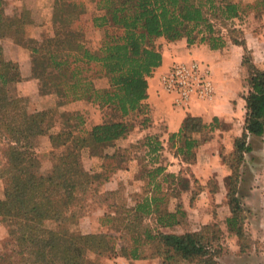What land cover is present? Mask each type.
<instances>
[{
	"label": "trees",
	"instance_id": "1",
	"mask_svg": "<svg viewBox=\"0 0 264 264\" xmlns=\"http://www.w3.org/2000/svg\"><path fill=\"white\" fill-rule=\"evenodd\" d=\"M92 1L96 9L90 12L85 0H53V31L34 38L22 32L32 23L29 13L8 16L4 11L7 2L0 0V29L10 32L16 43L30 51L31 75L38 81L39 93H55L63 102L85 100L96 105L101 114V121L90 129L80 122L76 134L69 123L58 132L47 133L53 149L64 148L52 151V167L42 173L32 147L38 136L49 131L47 111L29 113L21 97L9 94L8 86L21 78L20 67L17 61L4 57L0 42V178L8 176L9 180L0 209L12 226L0 250V264H84L85 249L100 248L95 246L105 242L106 235L68 230L67 220L76 215L69 208L79 203L93 182L105 183L118 171L133 172L142 181L141 194L133 198L126 211L132 212L133 220L152 219L153 226L146 227L144 234L155 246V254L170 264L192 259H197V264H215L214 249L204 231L207 226L197 231H171L179 224L177 212L183 211L168 208L169 199L184 180L166 170L167 162L158 161L165 148L159 135L148 134L125 145L121 140L136 127L129 118L140 117L139 126L150 120L144 115V99L148 77L162 62L163 41L186 37L188 45L207 43L211 49L222 48L228 41L215 29L210 13L225 22L238 17L244 8L234 0ZM92 27L103 30L95 48L89 47L85 38ZM230 39L240 47L241 64L248 70V89L242 96L243 130L234 138L229 158H224L230 209L226 224L241 237L245 214L237 194L239 165L251 149L249 136L264 134V68L255 65L244 39ZM100 77L108 80L104 88L94 84ZM210 125L200 116L187 114L180 130L169 134L168 149H174L182 159L191 156L200 146L196 136ZM181 138L183 143L178 145L176 141ZM136 145L143 155H137L139 148L131 150ZM86 146L93 156L107 159L93 174L80 162L79 150ZM119 188L101 192L99 204L112 208L114 203H106V198ZM58 191L64 192L66 213L55 208L53 195ZM108 212L104 216H109ZM49 219L55 220L59 228H48L44 222ZM130 254L132 258L141 256L135 246Z\"/></svg>",
	"mask_w": 264,
	"mask_h": 264
},
{
	"label": "rangeland",
	"instance_id": "2",
	"mask_svg": "<svg viewBox=\"0 0 264 264\" xmlns=\"http://www.w3.org/2000/svg\"><path fill=\"white\" fill-rule=\"evenodd\" d=\"M198 1L204 2L205 0ZM218 1L216 0V2ZM234 1L239 2L244 10L238 17L225 22L210 13L214 27L228 41L227 46L235 44L230 39L232 36L237 39H244L255 65L264 68V0ZM6 2L4 11L7 12L8 16L12 13L28 12L33 22L29 24L28 28L34 26V23L36 25L40 22L42 23L41 37L52 33L53 0H6ZM255 2H258L257 6H254ZM85 4L87 10L93 12L95 3L92 0H85ZM249 4L252 5L249 6ZM48 6H51V8H48ZM50 11L51 15L49 16L48 12ZM25 28L22 32L27 37L39 30L35 28L37 31L34 32L33 28L31 30ZM230 28H235V31H230ZM89 35H92V33ZM11 39L14 40L10 32L0 29L1 43L4 44L6 40L10 41ZM13 53H15L13 50L11 52L7 50L6 52L3 47L5 58ZM240 53L242 55V52ZM230 64L231 69L234 71L240 72L241 70L240 74L237 72L236 78L238 80V76H241L242 85L240 90H243V96L248 89L247 66L241 64V59L240 62L235 61ZM20 74L21 78L8 86L9 94L21 97V103L29 113L47 111L46 123L49 131L38 136L32 147L37 154L41 172L47 173L54 161L52 151L57 153L64 148L61 146L53 149L47 133L58 132L63 127L66 128L68 123L75 132L74 134L80 128V122L83 123L85 128L90 129L87 125L89 113H87L88 111L64 109L62 106L67 102H63L55 93L41 94L38 90L33 95L23 94L20 90L21 69ZM231 80L234 82L233 79ZM244 105L243 100V106L239 108V113L231 121H222L214 116L209 121L211 128L208 126L201 135L196 136L200 146L194 149L195 151L191 156L187 155L185 159H182L181 155L176 156L174 149L168 148L162 149L158 156L159 162L162 164L167 162L166 168L172 161L169 166L172 171L169 172L178 173L184 180L180 183L178 192L172 194V198L169 199L168 203V208L183 211V214L177 212L179 218L178 230L197 231L207 226L204 231L211 240V247L215 250H213L214 255L212 256L215 264H264V134L262 137L249 136L247 140L251 145V149L244 154V159L239 165L237 194L245 214L243 235L238 236L226 224L230 209L226 195L228 191V168L224 158H229L234 138L242 133ZM72 112H74L73 115ZM214 118H217V120H214ZM128 120L136 126L141 119L140 117H131ZM208 141H212L213 145L208 143L203 145L204 142ZM176 143L178 145L182 144L183 139L181 138ZM137 148H139L138 145L133 146L131 150L135 151ZM137 150L139 151L137 152L138 156L143 155L140 148ZM79 155L82 167L91 174L98 172L101 162L107 160L93 156L87 146L80 148ZM143 167L144 169L147 168L146 165H143ZM142 169H140V173ZM94 170L95 172L92 173ZM8 181V176L0 178V199L4 197ZM105 188L106 184L104 182L101 184L97 181L93 182L81 197L79 203L71 206V209L69 208L76 215L67 220L68 230L83 234L102 233L106 235V241L108 240V242H97L95 247H100L98 249H85L84 264H170L164 262L161 256L155 254V246L145 238L144 230L148 226H153L152 219L148 216L139 219V221L133 220L132 212L130 210L126 211L130 207L133 198L141 194L142 181L133 172L126 173L123 176L119 191L106 198V203H114L112 208L100 205L97 201L99 194L106 191ZM53 201L57 211L67 212L63 191L56 192L53 195ZM105 211H109L107 213L109 216H104ZM113 211H116V213L113 214ZM44 223L48 228H59L55 220H45ZM11 229V223L1 215L0 209V250L3 249L4 242ZM164 230L166 229L164 228ZM134 246L140 252L141 256L138 258L131 257L130 252ZM197 262V259H192L182 260L177 264H197ZM30 264L49 263L36 262Z\"/></svg>",
	"mask_w": 264,
	"mask_h": 264
},
{
	"label": "crops",
	"instance_id": "3",
	"mask_svg": "<svg viewBox=\"0 0 264 264\" xmlns=\"http://www.w3.org/2000/svg\"><path fill=\"white\" fill-rule=\"evenodd\" d=\"M51 8V6H48ZM95 11L96 8H93ZM49 16L51 11L48 12ZM35 19V18H34ZM33 23V22H32ZM30 23V24H32ZM26 25L25 29L37 33L30 34V37L40 38V31L42 23H37L31 28ZM92 35H89L91 34ZM96 34V36H95ZM103 30L100 28H90L86 34V44L95 48L99 44ZM3 44V42H2ZM4 50L10 52L13 50L15 53L9 54L7 57L18 62L22 73L20 81V90L23 94L33 95L38 92V81L31 75V54L30 51L16 43L13 39L6 40L3 44ZM240 47L236 44H229L218 49H211L207 43H196L188 45L186 37L179 38L174 41H163L161 46L162 62L157 66L152 74L148 77L147 97L144 103L147 106L146 113L150 119L147 125L137 124L125 138L121 140L122 144H128L148 134H158L165 148L168 147V138L170 133H176L180 130L182 122L187 114L200 116L203 121L209 122L214 116H217L222 121H231L234 116L239 113V108L243 106V90L241 89L242 80L241 76L236 78L237 72L231 69V62H240L241 59ZM197 60L207 65L213 76L215 82V94L211 100L206 102H197L193 104L188 110H183L175 107L172 103V96L165 92L161 86L160 77L168 71L174 61H191ZM222 68V69H221ZM241 69V68H240ZM234 82H232V80ZM95 86L104 88L108 85L106 77H100L94 81ZM66 110H80L81 112L89 113L87 122L88 128L101 121V114L99 108L88 103L85 100H75L67 102L62 106ZM141 117L143 115H140ZM133 137V138H132ZM213 145L212 141L204 142L203 145ZM168 164L167 171H172ZM131 173V172H130ZM129 173V174H130ZM125 175L124 171H118L112 175L104 184L105 190H116L122 185V179ZM178 225H175L171 231L184 232L178 230ZM191 231V230H185Z\"/></svg>",
	"mask_w": 264,
	"mask_h": 264
},
{
	"label": "built area",
	"instance_id": "4",
	"mask_svg": "<svg viewBox=\"0 0 264 264\" xmlns=\"http://www.w3.org/2000/svg\"><path fill=\"white\" fill-rule=\"evenodd\" d=\"M160 81L163 90L172 96L173 105L183 110L211 100L215 94L210 68L197 60L174 61Z\"/></svg>",
	"mask_w": 264,
	"mask_h": 264
}]
</instances>
